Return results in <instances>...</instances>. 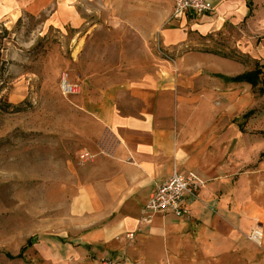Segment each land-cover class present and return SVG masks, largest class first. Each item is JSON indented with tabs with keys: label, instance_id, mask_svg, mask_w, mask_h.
<instances>
[{
	"label": "rangeland",
	"instance_id": "1",
	"mask_svg": "<svg viewBox=\"0 0 264 264\" xmlns=\"http://www.w3.org/2000/svg\"><path fill=\"white\" fill-rule=\"evenodd\" d=\"M154 2L172 10L173 0ZM78 11L79 29L51 25L50 12L0 22V264H56L50 259L66 254V234L75 228L67 210L73 192L67 190L66 161L77 166L83 161L77 133L86 113L77 99L94 92V84L99 90L112 88L164 67L173 78L167 91L178 99L179 109L183 105L187 122L206 112L198 110L199 99L211 93L212 118L202 119L204 128L199 132L195 126L188 138L212 133L195 152L200 157L195 173L205 181L207 194L192 200L201 203L203 212L199 217L191 212L179 256L166 253L149 264H264L263 84L256 89L230 84L207 72L203 77L211 75L212 86L179 84L177 59L192 47L171 52L157 34L143 42L129 25L113 23L121 14L113 5L94 1L80 4ZM218 43L216 53L229 63H212L219 74L234 77L264 65L261 41L247 45L249 52L231 41ZM186 75L181 78L193 81L194 73ZM62 76L79 86V94H62ZM255 229L263 233L260 242L251 239ZM137 241L135 235L118 237L119 248L104 250L97 264H143Z\"/></svg>",
	"mask_w": 264,
	"mask_h": 264
},
{
	"label": "crops",
	"instance_id": "2",
	"mask_svg": "<svg viewBox=\"0 0 264 264\" xmlns=\"http://www.w3.org/2000/svg\"><path fill=\"white\" fill-rule=\"evenodd\" d=\"M94 1H100L103 7L113 5L115 12L119 9L121 14L113 23L129 25L143 42L148 43L157 34L156 40L171 52L192 47L194 50L177 59V66L181 77L192 72L194 79L180 77L179 84L212 86L211 75L203 77L205 72L226 83L245 84L228 82L226 79L233 77L219 74L212 66L218 61L228 63L215 51L219 41H231L241 51L255 40L261 41L259 51L264 56V0H252V9L247 0H212L213 11L203 15L188 12L181 18L173 16L174 0L172 10L154 0H0V22L50 12L51 25L79 29L83 24L80 4ZM128 9V15H123ZM170 18L171 26L165 27ZM172 83V74L164 67L156 75L116 83L109 86L112 88L99 90L94 84V92L77 99L86 113L77 133L83 161L78 166L74 160L66 161L67 190L73 192L67 210L75 228L66 234L65 256L56 255L50 263L69 264L72 259L74 264H97L104 250L119 248L116 239L125 235L136 236V246L142 251L133 254L138 253L143 264L153 263L166 253L181 254L190 231L189 217L157 213L147 220L144 209L157 187L175 171L197 172L200 157L195 152L206 145L212 133L198 134L204 128L201 120L212 118L213 105L211 93L206 92L198 108L206 112L187 122L183 105L179 109L178 99L167 91ZM195 126L198 139H189ZM206 194L202 190L198 196ZM184 207L195 217L203 212L201 203L192 199H187Z\"/></svg>",
	"mask_w": 264,
	"mask_h": 264
},
{
	"label": "built area",
	"instance_id": "3",
	"mask_svg": "<svg viewBox=\"0 0 264 264\" xmlns=\"http://www.w3.org/2000/svg\"><path fill=\"white\" fill-rule=\"evenodd\" d=\"M212 0H174L175 18H181L188 12L203 15L213 11ZM60 90L66 97L76 95L80 88L73 84L66 76L60 80ZM206 188L205 181L195 172L180 174L175 171L172 176L157 187V191L146 203L144 214L147 220H151L153 214H173L176 217H190L191 211L184 207L187 199L198 197L200 191ZM129 237H133L129 235ZM263 233L260 229L252 232L251 239L260 242Z\"/></svg>",
	"mask_w": 264,
	"mask_h": 264
},
{
	"label": "trees",
	"instance_id": "4",
	"mask_svg": "<svg viewBox=\"0 0 264 264\" xmlns=\"http://www.w3.org/2000/svg\"><path fill=\"white\" fill-rule=\"evenodd\" d=\"M247 1H248L249 8L252 9V6H253L252 0H247ZM0 56H1V54H0ZM0 64H1V60H0ZM263 67H264V65L262 66V65L258 64L254 70L249 71V72H245V73H243L239 76L233 77V78H227L226 80L228 82H233V83L249 84L252 88H255V89L258 88L260 84H263V87L260 89V94L263 95L264 94V78H263L264 69H263ZM3 71H4V68L0 67V82H1L2 75H3ZM218 77L225 79V77H223V76H218ZM245 116L248 117L249 114H247ZM31 245H33V244H32V241L30 240L28 242V246H31Z\"/></svg>",
	"mask_w": 264,
	"mask_h": 264
}]
</instances>
